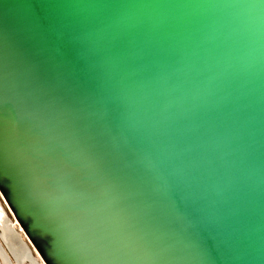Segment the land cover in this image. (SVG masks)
Here are the masks:
<instances>
[{
	"label": "water",
	"instance_id": "1",
	"mask_svg": "<svg viewBox=\"0 0 264 264\" xmlns=\"http://www.w3.org/2000/svg\"><path fill=\"white\" fill-rule=\"evenodd\" d=\"M0 199L43 264H264V0H0Z\"/></svg>",
	"mask_w": 264,
	"mask_h": 264
},
{
	"label": "flooded vegetation",
	"instance_id": "2",
	"mask_svg": "<svg viewBox=\"0 0 264 264\" xmlns=\"http://www.w3.org/2000/svg\"><path fill=\"white\" fill-rule=\"evenodd\" d=\"M0 203H1V201H0ZM1 206L3 207V209L0 207V210H1V212H0V238L2 239V242H0V245H2V247L0 246V258H1V261H2V264H5V263H7V264H10V262H8L9 260L7 259V256L5 255V253H4V250H6V252L7 253H9V251H8V249H7V247H9V249H10V251L12 252V253H17V251L15 252V250H18V252L20 253V259H17V257L13 254V257H14V259H15V262L17 263V264H30V263H32V261L33 262H35L36 264H40V262H39V260L38 259H36L34 256H32V254H33V252H31V251H29V249L27 248V247H29L28 245H27V247L25 246V245H22V244H24V240L23 239H21L23 236L21 235V234H19L20 232L19 231H17V229H16V227H15V225L13 224V223H11V222H9V219H8V215H7V212L5 211V209H4V206L2 205V203H1ZM5 212H4V211ZM2 214V215H1ZM5 214L7 215V218H6V216H5ZM10 225V226H9ZM9 226V227H8ZM3 228H5L6 230H7V232H8V230H9V239L15 244H12V242L10 243V244H8L7 242H6V240L3 238V231H1ZM14 229V230H13ZM12 231H13V233H12ZM17 232V233H16ZM15 233V234H14ZM16 234H17V236H16ZM14 237V238H13ZM17 239V241H16V239ZM22 242V243H21ZM13 245H14V247H13ZM5 246V247H4ZM17 246V247H16ZM25 246V247H24ZM2 248V249H1ZM19 248V249H18ZM21 248V249H20ZM4 249V250H3ZM11 249H14V250H11ZM27 249V250H26ZM2 251V252H1ZM28 252V253H27ZM32 253V254H31ZM9 255H10V257H11V254L9 253ZM30 256V257H29ZM26 257H28V258H26ZM4 260H3V259ZM22 258V259H21ZM24 259V260H23ZM30 259H31V261H30ZM5 262V263H4ZM25 262V263H24Z\"/></svg>",
	"mask_w": 264,
	"mask_h": 264
},
{
	"label": "bare ground",
	"instance_id": "3",
	"mask_svg": "<svg viewBox=\"0 0 264 264\" xmlns=\"http://www.w3.org/2000/svg\"><path fill=\"white\" fill-rule=\"evenodd\" d=\"M0 212H1V210H0ZM2 215V214H1ZM1 219V218H0ZM10 226V225H9ZM8 226V227H9ZM2 229V228H1ZM14 230V229H13ZM1 231H3V238L6 240V242L8 243V244H10L12 241L9 239L10 237H9V230H8V232H7V230L5 229V228H3ZM12 233H13V231H12ZM17 233V232H16ZM15 234V233H14ZM16 236H17V234H16ZM14 238V237H13ZM16 239V238H15ZM22 239V238H21ZM16 241H17V239H16ZM15 243V242H14ZM13 242H12V244H14ZM22 243V242H21ZM15 245V244H14ZM14 245H13V247H14ZM22 245H24V244H22ZM17 247V246H16ZM25 247V246H24ZM19 249V248H18ZM21 249V248H20ZM11 250H14V249H11ZM27 250V249H26ZM17 251V253H13L16 257H17V259H20L19 257H20V253L18 252V250H15V252ZM2 252V251H1ZM28 253V252H27ZM32 254V253H31ZM1 256V255H0ZM30 257V256H29ZM26 258H28V257H26ZM3 259V258H2ZM22 259V258H21ZM4 260V259H3ZM24 260V259H23ZM30 261H31V259H30ZM9 262V261H8ZM5 263V262H4ZM25 263V262H24ZM2 264V263H1ZM5 264H7V263H5ZM30 264H36L35 262H33L32 261V263H30Z\"/></svg>",
	"mask_w": 264,
	"mask_h": 264
},
{
	"label": "rangeland",
	"instance_id": "4",
	"mask_svg": "<svg viewBox=\"0 0 264 264\" xmlns=\"http://www.w3.org/2000/svg\"><path fill=\"white\" fill-rule=\"evenodd\" d=\"M0 201H1V199H0ZM1 203H2V201H1ZM2 205H3V204H2ZM7 215H8V214H7ZM8 219H9V221H10L11 223H13V224L15 225V227H16V229H17V226H16L15 221H14L9 215H8ZM17 231H18V229H17ZM19 234H21V233H19ZM21 235H22V234H21ZM22 236H23V235H22ZM22 239L25 241L24 243L27 244V245L29 246V248L31 249V247H30V245H29L27 239H26L24 236L22 237ZM0 242H2L1 238H0ZM4 247H5V246H4ZM31 252H33L32 249H31ZM32 256H34L36 259H38V258L34 255V253L32 254ZM38 260H39V259H38ZM11 262H12V264H17L12 256H11ZM39 262H40V264H43L40 260H39ZM1 263H2V261H1V258H0V264H1Z\"/></svg>",
	"mask_w": 264,
	"mask_h": 264
}]
</instances>
